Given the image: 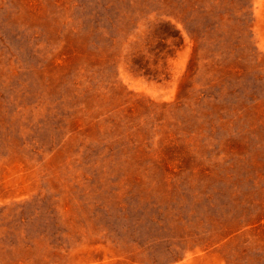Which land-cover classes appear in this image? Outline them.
Here are the masks:
<instances>
[{
  "label": "rangeland",
  "instance_id": "obj_1",
  "mask_svg": "<svg viewBox=\"0 0 264 264\" xmlns=\"http://www.w3.org/2000/svg\"><path fill=\"white\" fill-rule=\"evenodd\" d=\"M0 264H264V0H0Z\"/></svg>",
  "mask_w": 264,
  "mask_h": 264
}]
</instances>
